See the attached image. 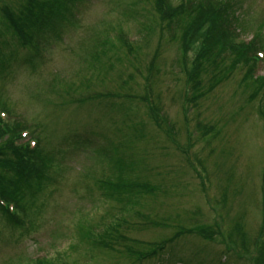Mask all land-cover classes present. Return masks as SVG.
<instances>
[{"label": "rangeland", "instance_id": "1", "mask_svg": "<svg viewBox=\"0 0 264 264\" xmlns=\"http://www.w3.org/2000/svg\"><path fill=\"white\" fill-rule=\"evenodd\" d=\"M80 1L89 7L96 0ZM217 1L232 2L236 14L246 21L249 32L242 34L248 38L264 22V0ZM1 3L7 2L0 0ZM76 3L78 6L79 2ZM88 7L81 12V24L67 32L62 44L56 48L45 46V60L36 73L12 62L7 80L0 82L3 95L0 105L6 103L8 109L25 120L21 121L22 125L32 124L37 133L43 129L45 140L40 141L39 148L51 156L54 164L59 162V157L64 159H61L64 161L61 178L42 202L39 227L30 239L24 240V236L19 239L20 231L12 230L0 220V264H22L15 259L22 254L33 259L51 254L52 246L66 250L69 261L76 259L77 264H130L128 257L110 252L94 251L90 260H84L86 255L69 249V245H78L77 236L83 234L86 225L104 229L123 216L112 215L118 206L102 197L96 188L95 179L105 172L103 162L95 161L86 151L66 152L61 148L62 153L59 152L57 135L73 127L79 133L92 135L99 145L106 142L120 145L122 155H131L133 159V173L128 176L148 180L161 188L154 194L143 195L136 208L143 215H154L152 220L156 225L144 230L134 228L127 236L135 240V246L149 241H155L156 246L165 245L167 239L169 242L158 250L156 259H139L137 264H255L257 261L264 264L254 249L249 253L260 233V215L264 214V95L259 96L258 103L247 102L249 92L240 84L242 72L237 70L184 113L182 107L188 92L185 78L175 64L177 45L170 37L158 41L154 34L158 31L156 20L146 0H97ZM140 23L147 25L148 34H153L146 44V37L140 35L143 32ZM118 30L127 32L130 43L134 37L139 40L137 44L142 41L136 54L139 62L134 54L127 56L119 43H111L102 56L106 65L100 69L90 59L96 40L103 42L107 35L112 39V33ZM261 42L264 47L263 35ZM18 52L24 55L27 50L18 49ZM154 57L152 73L145 74ZM261 62L255 68V75L264 74ZM163 67L172 70V75ZM83 76L92 80L85 92L73 93L75 99L83 98L86 92L94 95L117 89L135 98L79 104L66 103L68 97L63 93L58 99L50 93L48 83L66 85L72 81L78 86ZM147 89L152 93L156 111L172 124L168 139L154 126L156 122L149 120L155 118L144 103L145 96L151 98ZM204 127L215 129L208 141L200 136ZM29 133L34 135L35 130ZM86 171L88 177L84 176ZM87 204L93 205L92 210L85 207ZM222 214L221 221L220 216L214 218ZM214 220H219L222 234L214 230ZM241 220L244 226L233 227V222ZM195 224L213 226L211 242L189 234L188 228ZM179 227H186V234L172 241L170 237ZM238 230L242 231L241 235H236ZM229 234L235 241L229 247L233 249L231 252L225 243L219 242Z\"/></svg>", "mask_w": 264, "mask_h": 264}, {"label": "trees", "instance_id": "2", "mask_svg": "<svg viewBox=\"0 0 264 264\" xmlns=\"http://www.w3.org/2000/svg\"><path fill=\"white\" fill-rule=\"evenodd\" d=\"M2 2L7 3L0 4V71L5 67L9 69L11 63L16 62L18 49L33 40L32 37L35 31L44 28L46 17H52L55 14L53 9L58 11L61 7V0H2ZM146 5L151 8L156 20L159 30L154 34L158 36V41H162L164 37L166 38L165 32L171 31L172 35L170 34L169 39L173 44L177 45L176 50L178 52L175 64L179 66L183 76L190 77L189 82L192 84L191 88L195 95H204L212 92L217 86L230 79L237 70L242 72L240 84L244 85L250 94L252 93L255 97L260 92H263L264 74L254 78L251 72L252 66L256 61L254 55L256 52L255 44L257 40H261L262 35L264 37L263 21L252 34V37L256 38L255 44L253 42H235L238 35L242 33L247 35L249 31H246V21L236 14L229 3H221L217 0H191L188 4H185L184 0H146ZM83 10L85 9L81 7L79 13L81 14ZM82 19L83 14L78 17L79 24H81ZM163 23H166L168 27H172L164 29ZM233 23H239V27H233ZM139 26L141 31L145 33V42L148 43L153 34L147 33L146 24L140 23ZM112 37L111 39L107 35L103 42L96 40L97 44L91 52L90 59L98 63L97 66H100V69L103 68L101 65H106L104 59L102 60V56L106 55L107 45L125 42L122 39V34L117 38L116 32H113ZM261 47L263 48V46ZM127 49L128 51L134 50L131 45L127 46ZM139 49V47L136 48V50ZM96 50L99 51L100 55ZM149 67L152 68L153 63L149 64ZM95 68L97 70V67H93V69ZM163 69L172 75V70L165 67ZM79 78L80 74H78L77 79ZM91 80L92 77L87 78L83 76L78 86L72 81L69 82V85H63L62 87L51 84L50 93L59 96L62 92L68 94L71 90L85 92ZM47 92L49 93V91ZM117 95L119 96L120 94L118 93ZM99 96L104 95L101 93L89 95L86 92L85 96L79 100L73 96L67 98L66 103H73L75 101L76 103L83 104L93 102L94 100L92 99L106 100ZM0 109L7 111V113L8 111L11 112L7 108L6 103L0 105ZM21 129L23 127L17 122L0 124V198L7 202L11 201L18 207H22L21 201L28 194L30 195V192L34 188L42 187L44 183L50 181L56 184V181L43 167L47 160L41 156L40 151L39 157L38 151H29L27 144L19 143L18 146L14 145L13 141L20 139L19 132ZM137 132H139L138 129ZM208 136H205V138ZM75 141L74 137L71 143ZM81 145L82 143L74 144L76 148ZM36 156L39 159L35 160ZM32 160L37 163L35 165L38 167L35 170L36 172L30 171V169L33 170L34 161L31 163ZM132 164L133 159L131 155L123 156L121 154L114 163L109 165L108 171H112L113 178L106 181L97 180L95 182L97 183V189L102 191L104 197L110 202L113 200V203L118 206L119 212L126 215L129 220L132 219L134 213L139 212L136 208L139 207L138 203L142 202L144 193H150L156 189L148 180H137L136 176L134 179L126 178L128 177V173H133ZM2 217H4V222L12 230L17 229L20 231L22 229V221L10 216L5 209L0 207V220H2ZM261 219L262 223L259 227L260 233L257 240V243L260 241L261 245L256 250V254L259 259L264 260V214L261 215ZM233 225V227H238L242 223L235 221ZM151 226L154 225H146L145 228ZM191 230L206 241L211 242L214 236L213 226H199V224H195ZM241 233L242 231L238 230L236 235H241ZM23 235L24 232H19L18 238L20 239ZM111 236L120 238V245L123 246L121 255L133 257L131 253L137 250L131 249V246L127 245L126 242L135 243V240L121 236L117 230L113 231L111 229L109 233L104 232L101 235H92L90 232L84 231L83 234L77 236L78 245H69V249L72 248L71 250H76L78 253L81 250L85 251L84 255L86 256L83 259L90 260L89 258L94 251L107 253L109 250H112ZM175 236H178V234ZM233 240L234 238L231 234L227 236L226 241L224 239L221 240V243H225L229 252L233 250L229 248L234 246L235 241L233 242ZM68 257V252L64 251L56 256L57 260L55 261L46 257V255L36 257L33 260L32 256L28 254L25 256L22 254L19 258L15 259L22 262V264H57V262L60 264H77L75 262L76 259L69 262ZM255 264H259L258 261Z\"/></svg>", "mask_w": 264, "mask_h": 264}]
</instances>
